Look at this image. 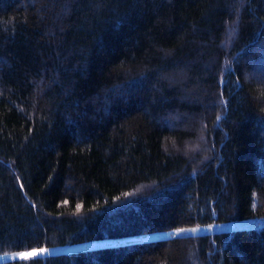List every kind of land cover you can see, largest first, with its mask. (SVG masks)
<instances>
[{
	"label": "trees",
	"instance_id": "1",
	"mask_svg": "<svg viewBox=\"0 0 264 264\" xmlns=\"http://www.w3.org/2000/svg\"><path fill=\"white\" fill-rule=\"evenodd\" d=\"M261 216L264 0H0V252ZM0 264H264V226Z\"/></svg>",
	"mask_w": 264,
	"mask_h": 264
},
{
	"label": "rangeland",
	"instance_id": "2",
	"mask_svg": "<svg viewBox=\"0 0 264 264\" xmlns=\"http://www.w3.org/2000/svg\"><path fill=\"white\" fill-rule=\"evenodd\" d=\"M210 225L212 227H209ZM197 226H199V230L197 232L187 231L179 234H177L176 232L177 229H192V228H196ZM261 226H264V216L241 218L232 221H217L209 225H198V224L188 225V226L175 227L165 230L144 232V233H138L132 235H124L119 237H106V238L91 239V240L79 241L73 243H66L61 245L43 246V247H35L25 250L0 252V262L10 261L15 259H23L18 254L31 252L32 250L39 248H46L49 250L48 252L39 255V256H44V255L76 251L81 249L113 246L117 244L131 243V242L144 241V240H155V239H162V238L182 236V235L205 234V233H211L213 231H232L240 228L261 227Z\"/></svg>",
	"mask_w": 264,
	"mask_h": 264
},
{
	"label": "snow or ice",
	"instance_id": "3",
	"mask_svg": "<svg viewBox=\"0 0 264 264\" xmlns=\"http://www.w3.org/2000/svg\"><path fill=\"white\" fill-rule=\"evenodd\" d=\"M217 119H219V117H217ZM209 227H212V226L210 225ZM198 230H199V226H197L196 228H192V229H177L176 232L177 234H179V233L187 232V231L197 232ZM48 251L49 250L46 248H39V249H34L31 252L20 253L18 255L23 259H29V258L37 257Z\"/></svg>",
	"mask_w": 264,
	"mask_h": 264
}]
</instances>
